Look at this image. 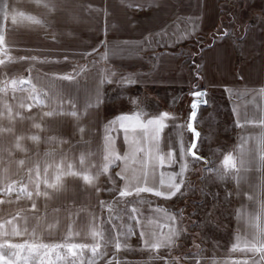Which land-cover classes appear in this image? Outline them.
Instances as JSON below:
<instances>
[{"label":"crops","instance_id":"obj_1","mask_svg":"<svg viewBox=\"0 0 264 264\" xmlns=\"http://www.w3.org/2000/svg\"><path fill=\"white\" fill-rule=\"evenodd\" d=\"M231 1L61 0L63 7L45 16L42 13L46 0H0V35L4 37L0 44V88L13 79L26 80L15 87L7 83L6 89L0 91V103L8 102L4 111L11 109L10 115L16 118L35 116L52 118V122L70 118L77 135L103 134L104 149L110 134L115 151L126 157H112L110 164L115 165L116 174L136 178L127 182L131 187L139 186L138 179L148 187L170 190L173 178L169 174L175 173V182L180 183L181 163L187 162L182 190L200 160L190 153L183 161L180 156L181 143L187 148L193 140V133L187 128L189 105L194 98L191 93L204 90L206 103L198 105L193 122L200 134L196 149L205 152H197L198 157H204L202 162L214 163L221 173L228 174L221 180V196L231 208L230 245L242 244L252 239L254 228L262 226L260 203L264 200V188L260 182L264 169L259 164L260 150L252 149H261L258 137L264 134V125L251 121L264 120V20L253 15L264 11V0H236L233 24L228 28L222 6ZM31 17L47 23H37ZM236 27L243 29L240 34ZM212 33L216 34L212 41L198 49L200 83L196 87L195 66L189 54L197 42ZM102 53L106 55L102 57ZM125 78L133 82L123 83ZM28 79L36 85L35 93ZM98 84L99 100L95 95ZM30 93H38L45 103L37 105L29 99ZM29 103L31 108L26 106ZM53 109L55 115H45ZM165 111L172 115L164 118L165 127L158 140L153 139L158 124L137 126L149 116H160ZM73 112L77 115L73 116ZM122 113L127 114V140L120 121L113 123ZM25 121L16 119L11 130L28 132L23 125L28 127L32 121ZM169 148L172 163H168ZM226 154H231L235 169L231 162L224 164ZM250 155L256 157L255 166L247 162ZM238 173L244 177L239 182L235 178ZM117 176L120 188L126 181L123 175ZM178 192L171 197L140 193L168 203ZM133 194L136 193H130ZM133 208L137 210L134 215ZM129 213L141 247L152 242L153 232H168L169 225L179 230L175 245L178 242V217L168 206L139 201L131 204ZM141 231L145 232L144 237ZM167 248L168 245H162L150 250ZM158 258L162 259H143ZM163 259L168 261L169 257Z\"/></svg>","mask_w":264,"mask_h":264},{"label":"rangeland","instance_id":"obj_2","mask_svg":"<svg viewBox=\"0 0 264 264\" xmlns=\"http://www.w3.org/2000/svg\"><path fill=\"white\" fill-rule=\"evenodd\" d=\"M236 2L233 0L222 6L228 28L233 24L232 11ZM253 15L264 20V11L254 12ZM235 30L240 34L243 29L236 27ZM212 39V36H207L203 41L197 40L199 42L195 44L194 51L189 54L195 66L196 87L200 83L197 78L198 49ZM7 104L0 103L3 110H0V128L12 129L16 119L32 122L28 127L23 125L28 132L0 131V189H3L0 191V241L10 240L13 244L27 241L29 245L49 246L29 251L27 246L13 249L4 245L0 250L7 259L18 260L19 264H25V257L26 264H89L90 261L91 264H165L163 258L166 257H169L171 264H226L233 262V257L241 264H247V260H261L258 252L236 250L230 245L231 208L227 199L221 196L226 174L220 172L219 166L199 160L194 171L189 173L184 188L168 203L141 193L119 197V178L114 172V164H109L107 172H100L95 187L72 175V171L88 170L94 174L96 169L103 168L106 162L105 149L101 148L103 134L77 135L73 132L75 126L70 118H62L61 121L57 118L54 122L52 118L35 116L16 118L9 111H4L3 106ZM5 112L8 115L5 116ZM44 119L48 122L44 123ZM37 123L45 126L36 128L34 124ZM19 129L22 130V127L19 126ZM33 133L40 135L41 139L33 141L30 138ZM17 136L21 137L22 148L15 147ZM50 137L54 139H48ZM91 137H94L93 143L90 142ZM195 151L202 155L205 153L199 148ZM57 165L65 174L60 177L62 184L53 186L57 178ZM69 165L72 166L71 170ZM89 165L91 168H88ZM209 168L213 171L210 172ZM45 179L48 180L47 184L44 183ZM37 181L40 195H36ZM21 184L33 193L31 197L21 190ZM9 185L12 191L8 190ZM96 187L100 188L98 193ZM45 191L49 193L47 197L43 195ZM101 200L111 202V207L101 206ZM139 201L161 203L176 212L180 238L171 250L152 251L144 249L137 242L129 208ZM33 202L37 204L35 209L31 207ZM129 225H132L130 231ZM14 229L19 234H13ZM93 230L99 233L95 238L91 234ZM116 239L128 247L117 249ZM96 243L100 244L99 259L91 247L71 250L65 247L66 244L91 246ZM53 244L59 247L53 248ZM14 251L20 252L19 258L12 255ZM114 252L115 257L109 260L108 257L113 256ZM159 256L162 259H143Z\"/></svg>","mask_w":264,"mask_h":264},{"label":"snow or ice","instance_id":"obj_3","mask_svg":"<svg viewBox=\"0 0 264 264\" xmlns=\"http://www.w3.org/2000/svg\"><path fill=\"white\" fill-rule=\"evenodd\" d=\"M5 11L7 12V8L8 5H5ZM63 7L61 0H46V3H44V12L42 13L43 15H47L49 12L56 10L59 11L61 8ZM15 18V16H14ZM32 19H36L37 23H44L46 24L47 21L45 20H40L37 19L35 17H31ZM225 30V33L226 34ZM223 35V34H222ZM4 43V37L3 35H0V44ZM101 43H104L103 41ZM93 52L95 51L94 49L92 50ZM104 55H106V53H102L101 56L103 57ZM13 59H23L21 57H13ZM30 59H37L36 57H32ZM55 75V74H53ZM25 78H20V80H16L13 79L12 81H8L5 84V88H0V91H4L6 89L7 83H11L13 85V87H15L17 84H22L24 82ZM69 80H71V77H68ZM104 77L101 78L100 83L103 82ZM123 83H131L133 81H131L130 79H122ZM28 84L31 85L32 88V93L36 92V85H33L31 83V79H28ZM99 84L97 85V91L95 93L97 99L99 100L100 95H99ZM32 93L29 94V99H31L34 103H36L37 105H43L45 103V101L40 97V95L37 93L36 95H32ZM191 95L194 97L191 100V112L188 115V120H187V128L193 133V140L191 142V145L188 146L187 148H185L184 144L181 143L180 145V156L181 159L183 161V158L185 157L186 153H190L192 157L194 158H198L200 160H203L204 157H198V153L195 151L196 147H197V142H198V138H199V132L197 130L196 127H194V120L198 115V104L201 102L199 100L200 97H203L205 95V91L204 90H198L195 91L193 93H191ZM206 103V101H204ZM28 108L32 107V104L29 103L26 105ZM11 113V109H9V114ZM17 116H20V113L17 112L16 113ZM46 116H53L55 115V109H53L52 111H49L47 113H45ZM73 116H76L77 113L73 112L72 113ZM170 115H172L169 112H163L160 114V116H149L146 122H140L137 126L144 128L147 125L156 123L158 124V127L155 128V136L153 137V139L158 140L159 139V133L164 129L165 127V120L164 118L169 117ZM127 118V114H119L117 117L114 118V121H120L119 127L125 130V139L127 140V129H128V125L126 123H124L125 119ZM137 119H139L137 117ZM252 123H260L262 125H264V120H259V121H251ZM43 124L37 123L34 124V127L36 128H41L43 127ZM0 131L3 132H7V131H11V129L8 128H0ZM107 131V129H106ZM33 141H39L41 139L40 135L33 133L30 137ZM20 139L21 137L17 136L16 137V144L15 147L16 148H22V144L20 143ZM48 139H54V137H50ZM258 141L261 145V149H256L255 147L252 149V152H255L257 150H260V160H259V164L261 166L262 169H264V134H262L260 137H258ZM26 150V149H25ZM169 158H168V163H172V157H171V152L172 149L169 148ZM105 152H106V162L103 165L102 169H96L94 174H92L91 172H89L88 170L82 171V172H76V171H72V175H74L77 178H82L83 181L87 182V184L93 185V187H95V183H96V178L100 175V172H107L108 171V166L109 164L112 162V157H119L120 159H126V157H120L119 153L115 151V143H114V138L109 134L107 137V143H106V148H105ZM82 162H83V156H82ZM165 161L163 158L160 159V163L163 164ZM231 162V168L235 169L237 167L236 163L233 161V158L231 157V154H226L224 156V164L228 165ZM249 164H251L252 166H255L256 164V157L255 155H250L248 157V161ZM21 163H23V161H21ZM242 165L244 163V160L242 159L241 161ZM187 167V162H183L181 163V176H180V183H176L175 182V173H170L169 175L173 178L172 180H170V184H171V188L170 190H165V191H161L159 188L156 187H148L147 183L144 184H140L139 180L137 179V184L139 186L137 187H131V185L129 183H127L128 181H130L131 179H136L135 177H128L126 174L124 173H117V175H123L124 180L126 181V183H124L123 185L120 186L119 191L117 193V196L119 197H125L130 195V193L135 192V193H140L142 191H147V192H155L157 195L159 196H163V197H171L174 194H176L180 189H181V185L184 183L183 180V172L185 170V168ZM88 168H91V166L89 165ZM69 169H72V166L69 165ZM57 178L56 180L53 181V186H57L62 184V181L60 180V177L62 175H64L65 173L63 172V170L60 168L59 165H57ZM209 171H213L212 169H209ZM227 175V173H225ZM37 175H39V173H37ZM237 179V181L239 182L242 178H244L242 175H240L239 173L236 175L235 177ZM145 179H147V174L145 173ZM13 183H15L13 181ZM44 183L47 184L48 180L45 179ZM113 183H115V181H113ZM163 183V181H162ZM260 186L261 188H264V175L261 176V182H260ZM255 187V186H253ZM21 190L28 195L29 197H31L33 195L32 192H29L27 190V188L25 187L24 184L20 185ZM9 191H12V187L11 185H9L8 188ZM0 191H3V189H0ZM95 191L98 193L100 191V188L96 187ZM36 195H40V190H39V181H37V187H36ZM43 195L45 197H47L49 195V193L47 191L43 192ZM246 195H248L246 193ZM251 199H255V196H250ZM101 206H108L111 207V202H106L101 200L100 201ZM32 208H36L37 204L35 202H33L31 204ZM260 208H261V215H260V219L262 221H264V200L261 201L260 203ZM136 209L133 208L132 209V214L134 215L136 213ZM19 215V213H17ZM173 220L176 219V217H172ZM251 223H255V220H252ZM136 226H140L139 223V218H137V225ZM132 225H129V231L131 230ZM169 231L168 232H160V233H152L151 236V241L152 242H145L144 245H142L143 247H147L149 249H157L160 248L162 245H168L169 250H171V248L175 245V238L179 235V230H177L175 228L174 225H169ZM13 234H19L18 232H16V230L14 229V233ZM71 234V233H69ZM92 236L95 238L97 235H99L98 232H96L95 230L92 231ZM119 235V234H118ZM141 237L145 236V232L141 231L140 233ZM252 239L251 240H245L242 244L240 243H236L233 244L232 247L233 248H238L241 247L245 250H251L254 253L258 252L261 255V260L259 262L255 261V260H247V264H264V226H257L256 228L253 229L252 233H251ZM4 245H7L13 249H23L25 246L28 247L29 251H33L35 249H37L38 247H42V248H48V245L45 244H41V245H36V244H32L29 245L27 241H24L22 244H13L10 240H3L0 241V249L3 248ZM53 248H58L59 245L58 244H53L52 245ZM65 247H67L69 250L73 249V248H87V247H91L92 248V252L95 255V257L97 259H99V256L101 255V253L98 251L100 248V244L96 243L94 245H87V244H66ZM115 247L117 249L122 248V247H128V245L122 244L121 241L119 239H116L115 241ZM12 255L16 256L17 258L20 257V252L19 251H14L12 253ZM116 253H113V256L108 257L109 260L113 259L115 257ZM25 264H26V260L27 258L25 257ZM233 259V264H241L240 260H237L235 257L232 258ZM242 259H246V258H242ZM0 264H19L18 260L17 261H13L10 259H7L4 255L2 250H0ZM89 264H91V261L89 262ZM119 264V262H118ZM166 264H171V261H166Z\"/></svg>","mask_w":264,"mask_h":264},{"label":"water","instance_id":"obj_4","mask_svg":"<svg viewBox=\"0 0 264 264\" xmlns=\"http://www.w3.org/2000/svg\"><path fill=\"white\" fill-rule=\"evenodd\" d=\"M199 100L201 101L199 104H203V103H204V96H203V97H200ZM199 104H198V105H199ZM189 106H190V108H191V102H190V105H189ZM191 110H192V109H191ZM191 110H190V112H191ZM190 112H189V113H190Z\"/></svg>","mask_w":264,"mask_h":264},{"label":"trees","instance_id":"obj_5","mask_svg":"<svg viewBox=\"0 0 264 264\" xmlns=\"http://www.w3.org/2000/svg\"><path fill=\"white\" fill-rule=\"evenodd\" d=\"M246 25H247V23H246ZM214 35H216V34L212 33V34H209L208 36H212V38H213ZM197 78H199V75L198 74H197Z\"/></svg>","mask_w":264,"mask_h":264},{"label":"built area","instance_id":"obj_6","mask_svg":"<svg viewBox=\"0 0 264 264\" xmlns=\"http://www.w3.org/2000/svg\"><path fill=\"white\" fill-rule=\"evenodd\" d=\"M19 80H20V78H19ZM26 80L24 79V82H25Z\"/></svg>","mask_w":264,"mask_h":264}]
</instances>
